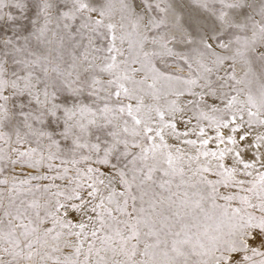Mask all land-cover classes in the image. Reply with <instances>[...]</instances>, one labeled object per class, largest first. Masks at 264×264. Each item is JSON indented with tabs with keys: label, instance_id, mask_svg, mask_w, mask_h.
Returning <instances> with one entry per match:
<instances>
[{
	"label": "snow or ice",
	"instance_id": "obj_1",
	"mask_svg": "<svg viewBox=\"0 0 264 264\" xmlns=\"http://www.w3.org/2000/svg\"><path fill=\"white\" fill-rule=\"evenodd\" d=\"M0 264H264V0H0Z\"/></svg>",
	"mask_w": 264,
	"mask_h": 264
}]
</instances>
